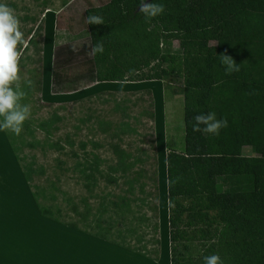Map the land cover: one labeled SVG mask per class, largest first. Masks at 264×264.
<instances>
[{"label":"rangeland","instance_id":"374dc122","mask_svg":"<svg viewBox=\"0 0 264 264\" xmlns=\"http://www.w3.org/2000/svg\"><path fill=\"white\" fill-rule=\"evenodd\" d=\"M109 2L0 0L14 9L24 34L26 46H18V51L22 53L20 90L26 96L20 103L31 106V115L19 136L2 130L18 159L14 161L5 151L0 157V176L3 180L7 177L9 185L0 186V221L1 226L12 230L7 242L3 238L2 246H9L11 239V245L22 251L44 242L60 243L69 259L74 248L91 243L78 233L65 231L69 228L90 235L104 234L108 242L138 249L151 258L158 249L159 257L171 264L166 159L171 151H185L184 78L179 71L184 51L180 41L163 39L160 34L161 51L181 58L172 64L152 61L149 67L141 65L135 72L126 73L122 82H95L71 93L52 92L56 50L73 49L71 63L60 70L64 74L79 72V61L86 58L80 51L89 49L87 54L92 57L95 46L92 31L83 19L93 7ZM118 38L123 45L130 35L125 31L118 33ZM38 47L43 49L41 65L37 62ZM122 55L128 60L134 57L127 48ZM65 60L62 57L61 62ZM151 68L172 74L160 80H137ZM38 69L42 73L40 92L34 84ZM148 91L154 99V119L149 118L152 108ZM115 147L132 156L130 161L136 165L130 172L112 170L118 164ZM244 154L254 155L251 147H245ZM141 171L144 177L135 182L134 174ZM155 177L158 201L154 199ZM154 203L159 210V234L152 229ZM182 203L189 207L188 200ZM41 211L49 212V216ZM188 214L182 217L184 234L176 244V255L186 264H204L205 256L219 255L216 246L222 226L197 222ZM209 216L214 218L215 212H209ZM5 254V250L0 254L1 260L7 259ZM220 258L227 264L222 255Z\"/></svg>","mask_w":264,"mask_h":264},{"label":"trees","instance_id":"16d2710c","mask_svg":"<svg viewBox=\"0 0 264 264\" xmlns=\"http://www.w3.org/2000/svg\"><path fill=\"white\" fill-rule=\"evenodd\" d=\"M140 2L110 0L86 13L83 21L92 31L94 45L102 42L104 51L90 57L89 49L81 50L86 58L79 61L80 71L64 74L60 69L71 63L69 56L74 50H56L52 92L71 93L95 82H122L126 73L135 72L141 65L149 67L152 61L172 64L181 58L161 51L160 34L163 39H178L184 51L179 71L184 78L185 151H171L166 159L171 264H186L176 255V244L183 240L180 226L186 213L197 222L222 226L216 247L225 263L264 264V0H153L164 5L165 11L150 20L138 11ZM90 14L102 16L104 24H87ZM125 31L130 38L121 45L118 33ZM126 48L134 54L130 60L122 55ZM42 51L38 47L40 65ZM222 53L233 57L238 72L226 73L219 57ZM62 57H66L64 63ZM171 74L166 69L151 68L137 80H160ZM34 84L40 92L39 69ZM148 95L152 108L149 118L154 119L152 92ZM207 112L228 121L218 135L192 129L193 117ZM245 147H251L254 155L246 156ZM114 152L118 164L112 170L127 173L135 167L130 154L117 147ZM134 175V181L139 182L144 171ZM153 183L154 199L158 201L156 177ZM182 200H188V208ZM156 204L151 221L155 222L154 233L159 234ZM41 212L49 216V212ZM209 212H215L214 218ZM94 236L109 241L104 234ZM155 242L160 247V240ZM113 244L140 253L127 245ZM155 253L158 260V249Z\"/></svg>","mask_w":264,"mask_h":264},{"label":"clouds","instance_id":"9594fccd","mask_svg":"<svg viewBox=\"0 0 264 264\" xmlns=\"http://www.w3.org/2000/svg\"><path fill=\"white\" fill-rule=\"evenodd\" d=\"M139 11L145 18L150 20L161 15L165 9L164 5L141 0ZM85 22L87 24L101 25L104 19L100 15L90 14ZM26 46L24 34L20 30V21L15 15L14 9L5 3H0V130L10 131L19 136L23 130L24 122L31 115V106L21 104L20 101L26 96L20 90V68L19 61L21 52L18 46ZM102 42H98L91 50V54L103 53ZM221 63L225 66L227 74L240 70L231 55L222 53L219 55ZM29 85L31 81L27 82ZM192 129L194 132H205L218 135L222 128L228 126L226 118L217 119L215 112L200 113L193 117ZM203 126V127H202ZM171 183V181H169ZM204 264H223L219 255H209L204 257Z\"/></svg>","mask_w":264,"mask_h":264},{"label":"crops","instance_id":"0c3cea01","mask_svg":"<svg viewBox=\"0 0 264 264\" xmlns=\"http://www.w3.org/2000/svg\"><path fill=\"white\" fill-rule=\"evenodd\" d=\"M0 122H2L1 119ZM3 136V132L2 130H0V157L2 158V151H5L7 154L9 153L12 156L14 161H18L16 156L17 153L16 151H14L12 144L8 142L7 137ZM6 156L8 157V155ZM17 169L18 168L16 163V171ZM3 176H5L4 173L2 174V177ZM23 180L24 184L26 185L27 183L25 179ZM2 184H4L6 187L9 186L7 177H5L3 180L0 176V186ZM0 218L2 221L3 217ZM1 221L0 254L5 250L7 259H0V264H167L162 259V257H159L158 260H155L154 258L110 243L94 235L86 234L79 230L69 228L65 231L78 233L81 237H84V239H88V241L91 242L90 244L83 245V247L79 246L77 248H74V253L69 259H66L65 256L68 254V252L66 253V248L60 247V243L56 246V244L44 242V244L41 246H29V249L25 247L24 251H22L16 244V246L11 245V239V244L9 246H2L3 238H6L7 242V240L10 239L8 232H11L12 230L10 228L6 229L5 226H1ZM7 237L9 238L7 239Z\"/></svg>","mask_w":264,"mask_h":264}]
</instances>
